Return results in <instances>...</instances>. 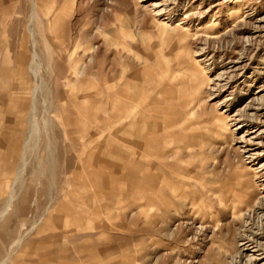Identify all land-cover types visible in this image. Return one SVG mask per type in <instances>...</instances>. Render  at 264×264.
Wrapping results in <instances>:
<instances>
[{"label": "rangeland", "instance_id": "obj_1", "mask_svg": "<svg viewBox=\"0 0 264 264\" xmlns=\"http://www.w3.org/2000/svg\"><path fill=\"white\" fill-rule=\"evenodd\" d=\"M20 103L0 264H264V0H0L4 142Z\"/></svg>", "mask_w": 264, "mask_h": 264}, {"label": "bare ground", "instance_id": "obj_2", "mask_svg": "<svg viewBox=\"0 0 264 264\" xmlns=\"http://www.w3.org/2000/svg\"><path fill=\"white\" fill-rule=\"evenodd\" d=\"M168 26V25H167ZM179 26V25H178ZM165 27H166V24L165 23H163L162 25H161V29L162 30H165ZM182 28V27H181ZM186 28V27H185ZM185 30H182V32H184ZM198 33H200V31H195L194 32V34L192 35L194 38H195V36L198 34ZM216 34L215 33H213V34H211V36H210V38L209 39H212V40H215L216 39V36H215ZM184 38H189L190 37V35L188 34V33H186V34H183L182 35ZM201 36V35H200ZM203 36V35H202ZM197 37V36H196ZM207 37V36H206ZM206 37H205V39H206ZM22 62H24V60H22L21 58H19L18 59V62H17V64L19 65V67H22ZM28 69V68H27ZM19 71H22V68H19ZM34 91H36V90H34ZM238 94H245V93H243L241 90H239L238 91ZM117 99V98H116ZM21 104V103H20ZM118 105V104H117ZM29 106V105H28ZM10 107H13V104H11V106ZM9 107V108H10ZM117 107V106H116ZM120 107V106H119ZM119 107H117V108H119ZM230 107H232V105H227V108H230ZM29 108H30V106H29ZM34 107L32 106V109H31V114H30V112H29V114L27 113V112H25V108H22V104H21V108L19 109V111L16 113L15 111L17 110V109H12V110H10V111H12V115H14L15 116V119H16V117L18 118L17 120H20L19 119V117L22 119V118H26V120H27V122H28V127H27V130H26V138L24 139V134L22 135L21 133H17V134H11L12 136H10L9 134L10 133H8V131H6L5 132V141L6 142H4L2 139H0V149L5 145V144H8V145H11L12 147L14 146V147H16V148H22V156H23V159H24V155H25V153L27 152V150H29V145H31L30 143V138L31 137H33V133H34ZM15 110V111H14ZM14 111V112H13ZM28 111H30V110H28ZM241 113V112H240ZM122 115V114H121ZM119 116H120V114H119V111H117L116 112V114L114 115V118H113V120L115 121L116 120V122L118 121V119H119ZM12 118H13V116H12ZM115 122V123H116ZM15 127L13 128L14 130H18L19 129V127H20V124H18V122L16 121L15 122V125H14ZM119 129V128H118ZM19 132V131H18ZM35 144V143H34ZM3 151V150H2ZM253 155H256V154H253ZM258 156V155H257ZM23 159H21V160H23ZM256 160V159H255ZM25 163H24V161H23V163H21L20 164V167L18 168V170H17V173L15 174V176H16V178L14 179V182L15 181H17L18 179H20L21 178V176H22V171H23V168L25 167ZM261 171L260 172H256V173H253L252 175L253 176H255V178H264V163H262L261 164ZM1 170V169H0ZM260 176V177H259ZM147 179H149L148 177H147ZM8 182L7 181H5V180H2L1 181V184H0V193H1V191H3V190H1L2 188L3 189H5V186H6V184H7ZM264 186V185H263ZM264 188V187H263ZM10 192V191H9ZM261 195V194H260ZM9 196H10V194H9ZM260 198V197H259ZM12 197L10 196V198L8 199V201L9 202H11L12 201ZM15 199V198H14ZM253 202V201H252ZM258 208H261L262 209V207H258ZM252 234V233H251ZM243 236V235H242ZM241 236V237H242ZM245 237V236H244ZM243 237V238H244ZM255 239V238H254ZM246 242H247V240H246ZM248 242H250V244H249V246H248V244H244V245H242L243 247H244V249L242 250V253L243 252H249L251 249H252V247H254V245L256 244V242H253L252 240L250 241H248ZM238 258H241V253H240V251L238 252ZM61 264H64V262H62ZM66 264H73V263H71V262H67ZM87 264V263H86Z\"/></svg>", "mask_w": 264, "mask_h": 264}]
</instances>
